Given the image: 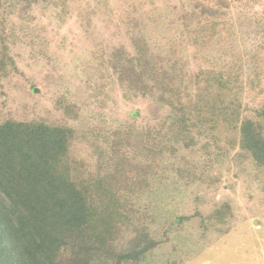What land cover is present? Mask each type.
<instances>
[{
  "label": "rangeland",
  "instance_id": "1",
  "mask_svg": "<svg viewBox=\"0 0 264 264\" xmlns=\"http://www.w3.org/2000/svg\"><path fill=\"white\" fill-rule=\"evenodd\" d=\"M64 1L66 12L52 0H0V123L73 129L76 181L120 162L124 181L140 182L109 252L72 264H264V167L228 132L191 128L186 147L168 133L171 108L156 94L127 98L110 66L144 36L179 73L232 69L241 117L264 125V0ZM202 6L219 10V33L198 52L188 40Z\"/></svg>",
  "mask_w": 264,
  "mask_h": 264
},
{
  "label": "trees",
  "instance_id": "2",
  "mask_svg": "<svg viewBox=\"0 0 264 264\" xmlns=\"http://www.w3.org/2000/svg\"><path fill=\"white\" fill-rule=\"evenodd\" d=\"M52 1L66 12L64 0ZM218 11L202 6L191 15L202 24L188 40L198 52L219 33L214 20ZM132 44L134 54L121 47L110 60L127 98L156 94L157 101L172 111L168 133L186 147L194 144L191 128H203L217 137L228 132L235 135L232 143L264 167V125L241 117L235 96L239 76L234 70L211 69L191 77L179 73L172 59L153 58L144 36L133 37ZM9 63L15 67L13 60ZM257 116L264 121V107ZM73 134L69 127L43 122L0 123V264L99 259L109 252L118 225L129 221L127 205L140 182H125L128 168L120 162L106 177L74 180L69 152Z\"/></svg>",
  "mask_w": 264,
  "mask_h": 264
}]
</instances>
